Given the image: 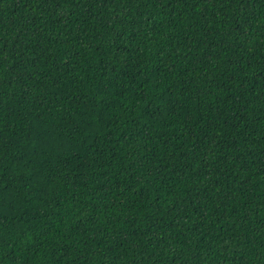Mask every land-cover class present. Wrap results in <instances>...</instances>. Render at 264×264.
Returning <instances> with one entry per match:
<instances>
[{
  "label": "trees",
  "instance_id": "1",
  "mask_svg": "<svg viewBox=\"0 0 264 264\" xmlns=\"http://www.w3.org/2000/svg\"><path fill=\"white\" fill-rule=\"evenodd\" d=\"M0 264H264V0H0Z\"/></svg>",
  "mask_w": 264,
  "mask_h": 264
}]
</instances>
